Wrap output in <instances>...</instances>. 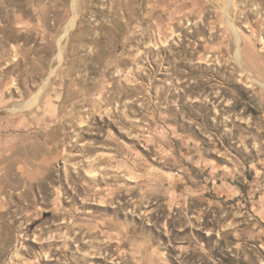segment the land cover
Here are the masks:
<instances>
[{
  "label": "rangeland",
  "instance_id": "rangeland-1",
  "mask_svg": "<svg viewBox=\"0 0 264 264\" xmlns=\"http://www.w3.org/2000/svg\"><path fill=\"white\" fill-rule=\"evenodd\" d=\"M0 264H264V0H0Z\"/></svg>",
  "mask_w": 264,
  "mask_h": 264
},
{
  "label": "bare ground",
  "instance_id": "bare-ground-1",
  "mask_svg": "<svg viewBox=\"0 0 264 264\" xmlns=\"http://www.w3.org/2000/svg\"><path fill=\"white\" fill-rule=\"evenodd\" d=\"M74 20H75V18H74ZM74 20L72 21V24H70V26L68 27V29H67V31L69 30V28L71 27V26H73V23H74ZM71 231V230H70ZM76 239H78V236H76ZM90 244V243H89ZM86 245H87V243H86ZM81 246V245H80ZM83 246V245H82ZM82 248V247H81ZM100 248V247H99ZM101 249V248H100ZM101 254V253H100ZM85 255V254H84ZM76 256V255H75ZM86 256V255H85ZM86 257H88V256H86ZM132 262V261H131Z\"/></svg>",
  "mask_w": 264,
  "mask_h": 264
}]
</instances>
